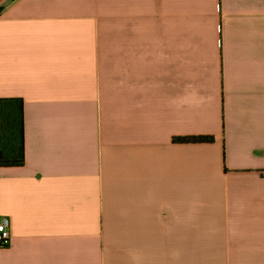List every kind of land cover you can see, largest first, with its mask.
Here are the masks:
<instances>
[{
	"label": "crops",
	"instance_id": "obj_1",
	"mask_svg": "<svg viewBox=\"0 0 264 264\" xmlns=\"http://www.w3.org/2000/svg\"><path fill=\"white\" fill-rule=\"evenodd\" d=\"M21 158L0 264H264V0H0Z\"/></svg>",
	"mask_w": 264,
	"mask_h": 264
},
{
	"label": "trees",
	"instance_id": "obj_2",
	"mask_svg": "<svg viewBox=\"0 0 264 264\" xmlns=\"http://www.w3.org/2000/svg\"><path fill=\"white\" fill-rule=\"evenodd\" d=\"M20 142H21V151H22V140H23V130H22V101L20 100ZM174 142L177 143H212L214 142V136L212 135H196V136H187V137H174ZM23 159L21 158L18 162L4 161L0 159V166H6L10 164H21Z\"/></svg>",
	"mask_w": 264,
	"mask_h": 264
},
{
	"label": "built area",
	"instance_id": "obj_3",
	"mask_svg": "<svg viewBox=\"0 0 264 264\" xmlns=\"http://www.w3.org/2000/svg\"><path fill=\"white\" fill-rule=\"evenodd\" d=\"M10 238V219L9 217H2L0 219V247L9 245Z\"/></svg>",
	"mask_w": 264,
	"mask_h": 264
},
{
	"label": "rangeland",
	"instance_id": "obj_4",
	"mask_svg": "<svg viewBox=\"0 0 264 264\" xmlns=\"http://www.w3.org/2000/svg\"><path fill=\"white\" fill-rule=\"evenodd\" d=\"M198 253V252H197ZM205 260L202 258H197V264H203ZM207 264H219V261H209Z\"/></svg>",
	"mask_w": 264,
	"mask_h": 264
}]
</instances>
